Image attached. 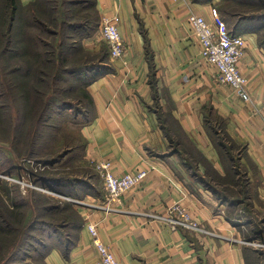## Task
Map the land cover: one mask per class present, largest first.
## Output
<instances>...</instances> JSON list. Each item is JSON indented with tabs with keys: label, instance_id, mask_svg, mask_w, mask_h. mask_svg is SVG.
<instances>
[{
	"label": "crops",
	"instance_id": "crops-1",
	"mask_svg": "<svg viewBox=\"0 0 264 264\" xmlns=\"http://www.w3.org/2000/svg\"><path fill=\"white\" fill-rule=\"evenodd\" d=\"M96 3L100 24L103 17L117 16L126 53L115 60L104 43L84 41L86 50L106 55L107 62L88 86L92 113L82 134L96 165L109 161L118 176L138 169L148 174L111 209L106 194L80 207L82 224L71 244L52 248L44 264H95L89 222L97 223L120 264H249L234 238V225L220 212L224 203L197 177L225 174L222 152L210 133L217 117L243 148L248 200L264 214V50L259 36L241 34L246 53L238 66L249 79L247 102L231 86L216 82L217 69L202 57L188 20L190 13L211 19L221 0ZM177 202L221 237L172 230L144 215Z\"/></svg>",
	"mask_w": 264,
	"mask_h": 264
},
{
	"label": "rangeland",
	"instance_id": "rangeland-1",
	"mask_svg": "<svg viewBox=\"0 0 264 264\" xmlns=\"http://www.w3.org/2000/svg\"><path fill=\"white\" fill-rule=\"evenodd\" d=\"M263 34L260 35L264 38ZM91 35L83 40V45L85 40L90 42ZM87 55L73 54L68 65L71 69L90 66L94 63V55ZM11 62L14 60L10 57L7 63L0 60V202L11 204L17 195L20 200L29 202L28 220L47 222V225L34 226L33 238L16 261V264H44L41 254L47 246L58 238L66 241L70 233L75 235L81 223L78 209L92 206V198L105 197L103 178L82 134V125L92 113L83 96L88 90L83 78L90 81L93 72L63 76V82L59 80V90L71 86L75 89L76 98L71 104L74 108H53L47 118L46 115L41 117L42 111L29 118L31 103H23L20 99L16 87L18 75L6 74V67ZM64 79L69 82L65 83ZM52 85L50 92L55 88L54 82ZM47 99L49 104L59 103L70 100L71 96L64 92L60 99L52 94ZM217 129L219 141L225 136L220 125ZM197 179L204 180L220 195L230 197L229 201H221L224 203L221 208L235 227V240L249 264H264V214L254 210L239 178L213 175V179L200 176ZM41 206L42 210L37 214Z\"/></svg>",
	"mask_w": 264,
	"mask_h": 264
},
{
	"label": "trees",
	"instance_id": "trees-1",
	"mask_svg": "<svg viewBox=\"0 0 264 264\" xmlns=\"http://www.w3.org/2000/svg\"><path fill=\"white\" fill-rule=\"evenodd\" d=\"M218 11L224 22L231 24L228 29L232 34L255 32L259 36L260 45L264 50V38L260 35L261 32H264V0H221ZM99 25L100 15L96 0H32L27 4H23L19 0H0V60H4L6 63L9 57L14 60L8 65L11 67H6V74L18 75L16 87L20 99L24 101L23 103H31L29 118L36 117L38 115L36 113L41 111L43 112L41 117L46 115L47 118L53 108L62 109L68 108L67 106L74 108V105L71 104H73L72 100L76 98L75 89L71 86L69 89L59 90L58 83L59 80L62 81L63 76L93 72L90 81L88 78H83L84 84L88 87L94 77L103 72L102 64L107 62V57L102 53L93 54L95 56H93L94 63L90 66L71 69V66L68 65L70 57L77 52L91 54L84 48L83 40L96 31ZM64 81L65 83L69 82L68 79H64ZM53 82L55 88L50 92ZM64 92L71 96L70 100L59 103L55 101L49 104L50 101L47 98L50 94L54 97L58 96L60 99ZM83 96L90 106L93 101L88 90L84 92ZM1 109L0 106V111ZM211 125V136L222 152L226 168L223 176L211 172L206 177L213 179V175H217L226 179L229 177L239 178V183L244 186V192L248 199L249 183L241 164L243 148L236 145L226 133L224 123L220 119L213 117ZM219 125L225 137L217 141L216 136L220 133L217 129ZM4 174L8 175V173ZM201 181L219 200H230V197L220 195L204 180ZM29 207V202L20 200L17 195L11 200V204L0 202V264H16L19 256L23 254L27 242L33 238L31 233L36 228L34 226H41L43 223L47 225V222L42 219L28 220ZM41 210L42 206L38 208L37 214ZM43 216L40 214L41 218ZM81 224L82 220L77 228ZM50 238L53 239L52 236ZM73 238L74 235L70 233V237H67L66 241L58 238L52 242L41 254L42 262L44 263V257L52 248H64L71 244Z\"/></svg>",
	"mask_w": 264,
	"mask_h": 264
},
{
	"label": "built area",
	"instance_id": "built-area-1",
	"mask_svg": "<svg viewBox=\"0 0 264 264\" xmlns=\"http://www.w3.org/2000/svg\"><path fill=\"white\" fill-rule=\"evenodd\" d=\"M211 19L202 15L190 13L188 20L194 38L201 45L202 57L216 69L215 80L217 83L231 86L244 100L250 101L249 79L239 70V63L246 53V40L241 34H232L227 24L222 19L219 11L213 9ZM117 16L103 17L98 33L90 39L95 45L104 43L112 59H122L126 53L125 40L118 29ZM97 169L103 178V185L107 199V209L120 201L127 191L138 186L147 176L146 169L122 176L116 175L111 170V163L103 161L98 163ZM224 214V211H220ZM148 220H157L170 229H184L201 235L221 237L215 231L209 230L202 222L192 216L191 212L182 203L177 202L163 210L149 211L144 214ZM87 228L91 234L93 245L97 251L95 264H120L113 251L103 242L99 235L98 225L89 222Z\"/></svg>",
	"mask_w": 264,
	"mask_h": 264
}]
</instances>
